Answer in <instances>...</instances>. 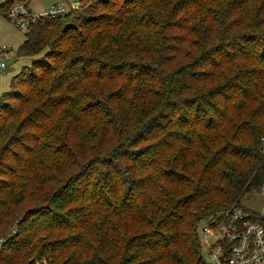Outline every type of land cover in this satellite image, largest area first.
Returning <instances> with one entry per match:
<instances>
[{"label":"trees","instance_id":"1","mask_svg":"<svg viewBox=\"0 0 264 264\" xmlns=\"http://www.w3.org/2000/svg\"><path fill=\"white\" fill-rule=\"evenodd\" d=\"M119 1L40 19L18 47L31 63L3 93L0 142L24 156L0 162V264H210L202 220L253 209L264 0Z\"/></svg>","mask_w":264,"mask_h":264},{"label":"built area","instance_id":"2","mask_svg":"<svg viewBox=\"0 0 264 264\" xmlns=\"http://www.w3.org/2000/svg\"><path fill=\"white\" fill-rule=\"evenodd\" d=\"M70 8L63 3L52 4L46 11L35 13L23 0H0V11L24 34L40 19L57 18ZM9 47L0 48V72L7 71ZM264 152V136L261 137ZM259 201L246 210L241 206L210 214L203 219L200 229L201 245L206 247L210 264H264V182ZM0 240V249H1Z\"/></svg>","mask_w":264,"mask_h":264},{"label":"rangeland","instance_id":"3","mask_svg":"<svg viewBox=\"0 0 264 264\" xmlns=\"http://www.w3.org/2000/svg\"><path fill=\"white\" fill-rule=\"evenodd\" d=\"M28 8L35 13H41L46 11L52 4L63 3L67 8H73L75 10V15L78 17L86 16L88 14L94 15L102 12L101 8L96 10V2L98 0H23ZM122 0L119 1V3ZM75 3V4H74ZM177 35L179 33H176ZM25 34L20 31L12 22L7 20L3 13L0 11V48L9 47V55L6 56V64L8 66L7 71L2 74L0 72V105L4 104V92L10 90V81L13 76H15L23 66L30 65L31 59L26 57H18L17 50L19 45L24 41ZM122 82V81H121ZM155 87H152L150 90H153ZM11 133H8L6 139L3 142H0V162H7L8 164H17L15 159L22 158L23 149L19 146L11 147L10 142H6ZM48 161V160H47ZM248 200V199H247ZM246 203L249 202V205H255L259 201L258 195H252L251 198ZM203 221V220H202ZM201 222L198 227L199 229L202 225ZM3 241V239H0ZM202 256L207 257L206 247L202 245L201 249ZM35 260L34 264H47L45 258H40L39 256L31 259ZM32 262V261H30Z\"/></svg>","mask_w":264,"mask_h":264},{"label":"crops","instance_id":"4","mask_svg":"<svg viewBox=\"0 0 264 264\" xmlns=\"http://www.w3.org/2000/svg\"><path fill=\"white\" fill-rule=\"evenodd\" d=\"M75 4V3H74Z\"/></svg>","mask_w":264,"mask_h":264}]
</instances>
